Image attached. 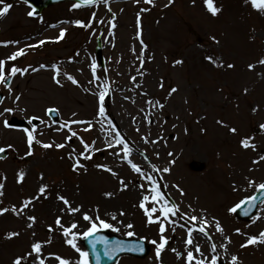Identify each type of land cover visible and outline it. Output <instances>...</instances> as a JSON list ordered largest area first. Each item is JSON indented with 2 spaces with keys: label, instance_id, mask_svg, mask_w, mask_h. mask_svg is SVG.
<instances>
[{
  "label": "rangeland",
  "instance_id": "rangeland-1",
  "mask_svg": "<svg viewBox=\"0 0 264 264\" xmlns=\"http://www.w3.org/2000/svg\"><path fill=\"white\" fill-rule=\"evenodd\" d=\"M5 3L12 7L0 16V42H7L0 43V60L9 78L8 85L6 79L0 83V147L9 155L0 160V207L9 211L0 215V264H13L36 242L42 245L39 258L32 253L22 262L59 264V257L73 264L76 257L61 255L76 248L67 241L79 247L77 239L92 223L99 226L97 217L120 237L142 238L151 247L148 256L121 257L118 264H180L173 249L189 237V229L197 239L195 250L200 248L196 256L203 255L205 264L213 259L233 264V256L236 264H264V243H247L264 232V201L247 222L230 211L264 183V64L258 63L264 59V14L245 0H215L222 8L215 16L205 0H105L85 8L60 3L37 15H29L31 9L19 0ZM62 30L63 38L57 39ZM19 49L25 54L7 59ZM13 65L27 71L13 76ZM57 68L60 85L54 80ZM101 91H106L104 116L99 115ZM49 108L59 113L58 123L50 121ZM12 116L41 120L31 150L27 135L5 127ZM231 127L238 131L232 133ZM117 133L131 149L127 158ZM244 138L255 147L244 148ZM76 160L85 167L74 168ZM196 164L202 168L196 170ZM153 181L168 207L179 205L174 215L165 218L163 201L151 199ZM43 184L48 188L41 194ZM142 202L157 208L154 222L149 223ZM29 216L37 218L35 223ZM161 222L168 243L157 260L152 241L160 242ZM13 231L19 235L9 239Z\"/></svg>",
  "mask_w": 264,
  "mask_h": 264
},
{
  "label": "snow or ice",
  "instance_id": "snow-or-ice-1",
  "mask_svg": "<svg viewBox=\"0 0 264 264\" xmlns=\"http://www.w3.org/2000/svg\"><path fill=\"white\" fill-rule=\"evenodd\" d=\"M25 2H28V0H25ZM94 2H95V0H83V3L84 4H89V3H94ZM172 2H173V0H169V3H172ZM193 2H195V0H193ZM245 2L246 3H250L251 6L254 9H256L257 11L261 12L262 14H264V0H245ZM147 3L152 4V3H154V0H147ZM205 4L208 6V10L210 11V13L212 15H214V16L217 15V14H219L220 11H222V8L221 7L216 6L215 0H205ZM0 5H3V7L0 8V16H3L5 14H7L8 11H9V9L12 7V4L5 3V0H0ZM80 6H81L80 4L74 5V7H80ZM28 14L29 15H33L34 13L33 12H29ZM75 23L77 25H82L84 22L83 21H80V20H77V21H75ZM65 31L66 30H62L61 33H60V36L57 39L63 38V36L65 34ZM212 39L214 41H216L217 43H219V41L217 40V38L215 36H213ZM0 43H7V42H0ZM40 43L43 44L44 41H41ZM145 47H147V46L145 45ZM24 54H25L24 53V49H19L17 52H14L12 55H10L7 59L8 60H15L18 56H21V55H24ZM207 59L209 61H212V62H215V60H216V58H214L213 56H208ZM175 63H183V61L182 60H177ZM219 63L222 65L223 64V61H219ZM258 63L264 64V59L259 60ZM4 66H5V61L4 60H0V83L4 82L5 79H6L5 74H4ZM227 66L228 67H234V65H232V64H229ZM248 67L251 69V68H254L255 65L249 64ZM93 70H95V66H93ZM26 71H27V69H23L22 70L20 68H17L15 65H13L12 68H11V73L10 74L14 76L18 72H26ZM59 71H60L59 68H57L56 69L57 76L54 77L55 83L57 85H60L61 84V80L58 78ZM68 79L71 80L73 83H78L75 80V78L72 77V76H70V75L68 76ZM171 91L172 92H175L176 89L173 88ZM245 91H247V89H245ZM105 95H106V91H101L99 93V102H100L99 115L100 116H104L105 115V108H104ZM16 99L19 100V97H16ZM161 107H162V105H161ZM4 112H9L10 113V112H13V109L12 108H5L4 109ZM0 115H3V113H0ZM219 123L225 124L224 121H219ZM4 124H5V126H10L7 119L4 120ZM25 131L27 132V143L29 145V149L31 150V147H32L33 142L36 139V137L34 136V134H33L32 131H28V129H25ZM230 131L232 133H236L238 131V129L235 128V127H231L230 128ZM75 135H77V133L73 132L72 133V136H75ZM68 139H71V137H68ZM116 143L117 144H121V143L124 144L123 151L125 152V158H127V154L130 153L131 149L128 147L127 143L123 140V137L120 136L118 133L116 135ZM241 144H242V146L244 148L255 147V145L250 144V141L247 138L242 139L241 140ZM51 146H52L51 144H43V147H45V148H48V147H51ZM63 146L64 145H62V144H57L56 145V147H63ZM110 146H111V144H110ZM9 147H11V146L9 145ZM85 147L86 148L88 147L87 144L85 145ZM4 150H5L4 148L0 147V152H3ZM81 155H83V153ZM261 159L264 160V157H261ZM129 163H131L132 168L135 171H137V172H140L141 171L140 166L138 164L132 163L131 160H129ZM173 163H174V161H173ZM73 167L74 168H79V167H85V166L82 165L79 160H76V162L73 165ZM96 167H99V168H107L106 165H96ZM85 170H86V168H85ZM107 170L109 172L112 171V169H110V168H107ZM157 170L159 171V169H157ZM163 171L164 172H168V171H170V169L169 168H164ZM23 178H24V172L21 171L20 174H19V179L22 181ZM147 178L149 180H151V177L150 176L147 177ZM126 186L127 185H125V187ZM3 187H4V185L3 184H0V189H3ZM47 188H48V185L47 184H43L39 188V192L41 194H43V193H45V191H46ZM259 188L260 189H264V183H261L259 185ZM181 191H183V190L181 189ZM153 193L154 194L151 196V199L153 201H155L157 203H160L161 201H163V194L160 192L159 187L155 185V182L154 181H153ZM0 195H3V192L2 191H0ZM105 195L111 196L112 193H110V192L109 193H105ZM32 199H37V197L34 196V197L30 198L29 201L24 204V207H28V205L31 203V200ZM58 199L61 200V201H63L65 205H69L70 204V202L68 201V199L65 196H63V195H59L58 196ZM143 199H144V201H147V200H149V196H145ZM249 199H255V197H250ZM241 203H243V201ZM239 206H240L239 204L236 205L235 207H233L232 209H230V211L235 212L236 211V208H238ZM140 207H142V208L145 209V212H146V214L148 216L149 223L154 222L153 221V217H152V213L157 212V208L156 207H152L151 209H149V208L145 207V204L143 202L140 204ZM70 210L71 211H78V209H76V208H71ZM178 210H179V205L173 204L171 207H168L167 206V201H163V206L160 208V212L163 214V216L165 218H167L169 216V214H173L174 215ZM8 211L9 210L7 208L0 207V215L6 213ZM12 211H17V209L15 208V206L13 207ZM84 218L86 220H92L93 219L92 217L88 216L87 214H85ZM113 218H115V217H113ZM36 219L37 218L35 216H29L28 217V220L29 221H32L33 223H35ZM97 219L99 220V226L97 225V223L93 222L92 225H91V227L87 230V232L84 233L85 236L92 235L94 232H97L99 230V228H112L113 227L112 224L107 223L106 221H104L102 219H99V217H97ZM190 219L191 220H197L199 218L196 217V216H192ZM213 219H215V218H213ZM56 223L57 224H60V219H57ZM204 223L207 224L208 221L205 219L204 220ZM29 226H31V225H29ZM75 227H76V225L73 224L72 225V228H75ZM127 227L128 228H132L133 225L129 224V225H127ZM216 228L219 231L223 232V228L220 226V224L218 222H216ZM116 230L119 231V229H116ZM159 230H160V233H161L160 242L158 243L156 240H153L152 241V243L154 245H157V247H156V258H157V260H160L161 259V254L164 251V249H165V247H166V245L168 243L167 238L163 235V233L165 232V225L163 224V222L160 223V229ZM200 230L201 231H204V228L202 227ZM64 231H65V234L66 235L71 234L70 231H69V229H65ZM237 231H239V229H237ZM191 232H192V229H189V237L187 239V243L189 245H191L193 243V239H192V236H191ZM18 235H19V233L18 232H15V231L9 232L7 234V236H8L9 239H11L13 237H16ZM127 235L132 236V235H134V233L133 232H128ZM48 242L50 243L51 241H48ZM67 242L69 244H71L73 247H76V245H75V243H74L73 240H68ZM97 243H102V244L105 245V254L106 255H111L115 251L122 250V247H123L121 245V243L119 241H117L115 243V245L111 249H109V247H108V240H107L106 237H98L97 240L92 241L93 248H95V246H96ZM247 243L248 244L264 243V232H261L259 234V236H251V237H249ZM245 246L246 245H241V247H245ZM212 248H213V250H215V245H212ZM31 249H32V252L31 253H28L25 256H18V257H16L13 260V264H22V261L26 259L27 255H32V253L37 254V258H39V254L41 253V249H42L41 243L40 242L33 243L31 245ZM133 250H138V251H141L142 252L143 251V247L138 245ZM77 251H80V249L77 248ZM173 251H176V250L173 249ZM196 251L197 252L200 251L199 246L196 247ZM87 255L88 254L86 252H81V256L84 257V259L81 261V264H88ZM177 255H179V253H177ZM97 257L99 258V254H97ZM58 259H59V264H69V261H67V260H65L63 258H59L58 257ZM193 259H195V257H193V254L191 252H189L188 253V261H189V264H191V262H192ZM237 260H238V257H236V256H233L232 257L233 264H236ZM39 264H45V261L43 259H39ZM161 264H162V261H161ZM197 264H205V262L203 260H199V261H197ZM212 264H216V260L215 259H213Z\"/></svg>",
  "mask_w": 264,
  "mask_h": 264
},
{
  "label": "water",
  "instance_id": "water-1",
  "mask_svg": "<svg viewBox=\"0 0 264 264\" xmlns=\"http://www.w3.org/2000/svg\"><path fill=\"white\" fill-rule=\"evenodd\" d=\"M56 1H61V0H28V2L34 6L36 12H39L43 7L50 5L51 3L56 2ZM77 1L83 3V0H77ZM97 53L99 54V45L97 46ZM11 124L19 125L21 123L19 121L12 120ZM5 155H6L5 150L3 152H0V157H4ZM195 167L198 169V168H201V165H196ZM251 197H255V199H249L250 198L249 197L248 199L244 200L243 203L239 204L240 206L238 208H236V211L234 213L238 219L247 221L253 214H255L256 208L259 202H261L264 199V189H258ZM95 240H97V238L91 235L87 237V242L88 241L92 242ZM107 240H108L109 249H111L115 245V243L119 241L121 245L123 246L122 250L115 251L111 255H106L105 245L102 243L101 244L99 243L95 247L98 253L92 254V252L89 251L92 249V243H91L89 245V249L88 248L87 249L89 252V259L91 260L92 264H99L100 262H102L101 264H114L117 257L121 254L128 253V254L142 257L148 251V247L145 246L141 241H136L133 239H126L123 241L121 240L111 241L109 238H107ZM138 245L143 247L142 252L138 250H133ZM97 254H99V258L97 257Z\"/></svg>",
  "mask_w": 264,
  "mask_h": 264
},
{
  "label": "bare ground",
  "instance_id": "bare-ground-1",
  "mask_svg": "<svg viewBox=\"0 0 264 264\" xmlns=\"http://www.w3.org/2000/svg\"><path fill=\"white\" fill-rule=\"evenodd\" d=\"M148 184H150L149 181H148ZM149 189H151V188L149 187ZM114 233L117 234V232H114ZM187 239L188 238L182 239L181 240V244H179L178 246L176 245V252L174 254L175 257H176V260L180 264H189L188 253L191 252L193 254V257H195V259L192 260L191 264H197V261H199V260H203L204 261L203 255L196 256L197 254H196V250H195L194 244L197 242L196 241L197 239H193V243L191 245H189L187 243ZM177 253H179V255H177Z\"/></svg>",
  "mask_w": 264,
  "mask_h": 264
}]
</instances>
